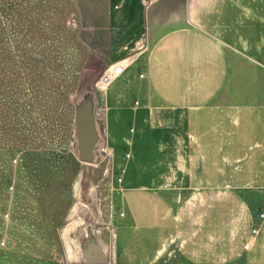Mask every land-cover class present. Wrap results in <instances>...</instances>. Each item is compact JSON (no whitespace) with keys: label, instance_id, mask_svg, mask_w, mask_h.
Segmentation results:
<instances>
[{"label":"rangeland","instance_id":"374dc122","mask_svg":"<svg viewBox=\"0 0 264 264\" xmlns=\"http://www.w3.org/2000/svg\"><path fill=\"white\" fill-rule=\"evenodd\" d=\"M205 8L198 7V27L193 29L198 35L210 26ZM73 16V0H0V264H80L76 235L88 220L108 252L107 264H191L172 241V215L187 192L205 183L142 184L146 192L139 198L147 214L133 218L126 212L132 184L123 191L117 178L146 171L131 154L136 143L131 126L114 143L116 151L109 145L105 101L93 89L98 78L94 68L80 82L87 53ZM246 27L251 35L232 31L231 47L225 48L230 70L216 65L214 90L194 89L198 96L248 98L245 114L241 112L245 127L238 125L241 135H230L229 150L215 152V175L226 179L251 178L255 159L264 162V33L257 35L259 28L250 20ZM208 45L200 47L205 62ZM223 74L230 77L225 88ZM83 84L94 95L98 132L90 163L80 160L74 127ZM252 96L257 104L250 103ZM202 174L198 171L195 179ZM232 264L255 263L242 258Z\"/></svg>","mask_w":264,"mask_h":264},{"label":"crops","instance_id":"0c3cea01","mask_svg":"<svg viewBox=\"0 0 264 264\" xmlns=\"http://www.w3.org/2000/svg\"><path fill=\"white\" fill-rule=\"evenodd\" d=\"M199 5H206L210 23L204 35L193 30ZM73 9L75 32L87 53L80 82L91 67L99 77L106 66L131 59L103 95L109 145L116 151L114 143L131 126L136 142L131 154L146 171L117 178L124 183L123 191L132 184L126 212L133 218L147 214L139 198L146 192L142 184L205 183L187 192L174 208L171 233L176 248L191 264H232L242 258L264 264L263 160L255 159L251 178L216 177L214 170L215 152L229 150L225 146L231 143L230 135H241L239 124L245 127L241 112L245 114L248 98L223 95L216 101L214 95L194 91L200 86L214 90L218 63L224 72L230 70L225 48L231 47L232 31L251 35L246 27L250 20L259 28L257 35H263L264 0H149L146 5L142 0H73ZM205 43L207 62L200 59ZM222 80L224 88L230 84L226 74ZM250 99L257 104V97ZM260 147L264 149V142ZM200 170L202 179L197 180Z\"/></svg>","mask_w":264,"mask_h":264},{"label":"water","instance_id":"95a60500","mask_svg":"<svg viewBox=\"0 0 264 264\" xmlns=\"http://www.w3.org/2000/svg\"><path fill=\"white\" fill-rule=\"evenodd\" d=\"M83 85H80L81 89ZM82 97L75 102L74 127L80 160L86 163L92 161V152L96 146L98 132L94 123V95L88 91L90 87L81 90ZM77 257L80 264H107L108 252L99 243L96 227L93 222L85 221L76 235Z\"/></svg>","mask_w":264,"mask_h":264},{"label":"built area","instance_id":"2783aa9c","mask_svg":"<svg viewBox=\"0 0 264 264\" xmlns=\"http://www.w3.org/2000/svg\"><path fill=\"white\" fill-rule=\"evenodd\" d=\"M142 1L145 5L149 2V0ZM130 62L131 59H125L106 66L99 77L95 80L93 89L96 91V93H99V96H101V101H104L103 95L105 94L106 90L121 77L122 73L128 67Z\"/></svg>","mask_w":264,"mask_h":264}]
</instances>
